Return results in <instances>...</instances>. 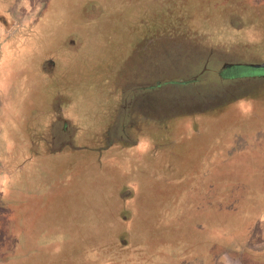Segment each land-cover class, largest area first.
Returning a JSON list of instances; mask_svg holds the SVG:
<instances>
[{
	"label": "rangeland",
	"instance_id": "rangeland-1",
	"mask_svg": "<svg viewBox=\"0 0 264 264\" xmlns=\"http://www.w3.org/2000/svg\"><path fill=\"white\" fill-rule=\"evenodd\" d=\"M240 1L0 0V264H75L88 246L99 260L119 243L184 251L194 242L155 244L190 225L229 153L260 157L218 173L212 199L238 180V202L256 189L228 229L199 224L198 242L264 248V4L241 30Z\"/></svg>",
	"mask_w": 264,
	"mask_h": 264
},
{
	"label": "trees",
	"instance_id": "trees-1",
	"mask_svg": "<svg viewBox=\"0 0 264 264\" xmlns=\"http://www.w3.org/2000/svg\"><path fill=\"white\" fill-rule=\"evenodd\" d=\"M192 15H189V16L191 17ZM190 17H189V19H190ZM210 23L215 24L217 27H221L222 29H224L226 31L228 30L222 21L219 23H214V22H210ZM219 31L220 30L217 29L216 33ZM29 32H31V31H29ZM212 32L213 31H210L209 34H212ZM229 32L230 31L228 30V33ZM213 34H214V32H213ZM31 35L32 34H30V36ZM184 178L187 180L188 178H190V176L187 173H185ZM242 184H243V182L241 180H238V182L235 181V184H233V182L230 183L229 186H232V188L225 187V189H230V191H232L231 194L228 197H226V199L221 198L220 201H216V205L214 206V207L217 206L218 209L221 208V210L222 209L226 210L227 212L230 211L232 214V217H229V215H228L226 218H223L220 221L207 222L204 220L197 219L194 216L195 218L193 219V221L190 222V225H186L183 228L178 229V231L171 232V235L168 236L167 234L162 232L164 234L162 236L163 242L160 244L159 243L155 244V245H157V246H159L161 244L164 245V243H169L171 245H176V244L178 245V243L187 245V244H190L191 242H194V246L189 247L191 250L193 249L191 252L187 251V250H189V248L185 249L184 251L183 250L182 251H176V249H171L168 252L169 253L168 255L170 256V262L173 264H179V262L185 261L184 258L187 259L186 264H202L203 258H205L207 260V264H208L209 258H211L210 262H213V260L215 261L216 259H219V256H222V255H226L228 258L237 260L238 262H240L242 264H248L246 259H250V261L253 262V264H264V254H263V257L260 256L261 255L260 252L261 251L264 252V249L263 250H252L249 247L245 248L244 247L245 245H243V243H240L241 239L244 237L239 236L237 238H231L229 235L225 234V236L222 237L223 243L226 244V247L223 249V252L218 251L217 248L219 247V244H212V243L210 244L209 242L206 241V239H204L208 236L207 233H205L203 235V237H201L202 238L201 242H198V239H199V237L201 235V231H202L201 228H203L199 224H203V225L212 224V225H215V227L217 229H218V226H220L221 228L225 227L224 229H228L230 223L228 225H227V223L230 220H236V219L241 217L240 214L243 213V209L246 208L247 204L250 203V200H248L249 199L248 195L250 193H253V190L256 189V186H253L251 188L249 187L248 191H247L248 192L247 198L242 200V202L241 201L238 202L239 198L237 197V194L235 191L242 189L244 187ZM258 189L260 190V188H258ZM205 191H206L205 195H209V197L205 196V198L210 199L212 191L209 188H208V190H205ZM187 204L189 205L190 202H187ZM188 207L189 206H187L186 209H188ZM190 211L191 210H188L189 214H190ZM174 214L177 215V212H174L173 215ZM182 219H186V218H182ZM199 229H201V230H199ZM129 230L133 231V229H129ZM190 230H192L191 234L187 233ZM178 233L183 234V236L178 235ZM214 233H216L218 235L219 232L215 231ZM223 233H224V231H223ZM143 235L144 234H140V236H143ZM190 235H192V236H190ZM220 235H222V234H220ZM130 236L132 238L134 237L132 233L130 234ZM252 236L250 238H252ZM31 239L32 238H30V240ZM233 239H236V242ZM249 239L246 242H249ZM30 243H31V246H29V247H31V250H32V248L35 247V242L32 239V241H30ZM234 244H235V246H234ZM153 246L154 245H151L150 247H153ZM213 246L216 247L215 251H212ZM92 247H94V246H92ZM115 247H118V248L115 249ZM115 247L113 245H111L108 247V249H107V247L104 248L105 252L103 251V257L100 258L99 259L100 261H99L96 257L97 256L96 254L98 252L96 254H94L91 251L88 254L87 251L91 248L90 246H88L87 249H85V250L83 249L84 252H82V255H81L82 257H79V259L78 260L76 259V261H74V262H75V264H83L85 262L86 263L87 262H94L95 264L96 263L97 264H120L122 260H125V261H122V262H124V264H136V263L137 264H141V263L142 264H153V262H162V258H161L162 251H158L155 248H154V250H152V249L147 250L149 248V247H147V249H146L147 251L145 252V254L143 256H140L139 254L142 253L141 252L142 249L139 247L134 249L133 246H131V244L129 245V244L119 243ZM208 248H210V251ZM231 248H234V251H232ZM26 251H29V249L24 248V250H23L20 248L18 253H20L22 255V254H25ZM35 251L36 250H34V252ZM98 251H100V248ZM142 257H146L147 260H144L143 262L139 261V258H142ZM128 258H130V259H128ZM196 258H198V259H196ZM251 262H250V264H252Z\"/></svg>",
	"mask_w": 264,
	"mask_h": 264
},
{
	"label": "crops",
	"instance_id": "crops-1",
	"mask_svg": "<svg viewBox=\"0 0 264 264\" xmlns=\"http://www.w3.org/2000/svg\"><path fill=\"white\" fill-rule=\"evenodd\" d=\"M243 1L244 2H247L245 4V6H247L248 4L249 5H248V7H247V9L245 11L242 10V14L240 15V16L244 15V18L241 19L242 21L236 23L237 26L241 30L245 27L244 26V23H246V20L248 19V18H245V17H247L246 15L249 13L250 9L251 8H256V7L258 8V7H260V6H262L264 4V0H256L255 7H254L251 4V2H252L251 0H241L240 2L242 3ZM228 3H230V2L228 1ZM260 12L261 11H259L258 13H260ZM263 15H264V13L261 16H263ZM237 16H239V15H237ZM259 20H260V16L257 19L254 20L255 21V24L258 22V25H259L260 24ZM241 24H243V25L241 26ZM224 25L226 26V28L228 30H231V27L229 25H227V24H224ZM251 25L252 24H250V25L247 24V27L248 28L249 27H253ZM237 28H234L233 30H237ZM259 100H262V99H259ZM262 106L263 105H261V107ZM261 107H260V104H258V105H253V107H252L253 109L252 108L250 109L249 107H244V111L242 109L241 110L240 109H237V110H235L236 113L234 114V115H236L235 118H239L241 114H243V116H246V114L251 113L252 111H255L256 109H260ZM231 120L234 121L235 119L231 118ZM233 140L231 139V143H232ZM234 141H236V140H234ZM258 157H260V154L255 153V152H252L251 154L243 153L242 155H237V156H232V154L229 153V158L227 160L222 159L219 164H218V161H215L212 164L215 168L213 169V172L211 173V176H210L211 179L208 182L209 185H206L205 187H201V190H208V188H209L212 191V189L216 188L217 186H215V187L212 186V183H213L212 182V179L215 178L217 180V177H216L217 174L218 173H221L222 171H225V172H228V173L230 172V173H233V174L234 173H238V174H250L251 173V170L248 169V167L246 165H248V164L249 165H257V163H253V161H255V159L258 158ZM212 162H213V159H212ZM238 163H242L243 166L242 167H237V168L231 167V166H238ZM185 173H186V171L182 173L183 178H184V174ZM213 184L217 185V182L216 183H213ZM205 202H206L205 205L201 206V208L199 209V211L196 212V215H195L196 218L197 219H200V220L207 221V222L216 221L215 214H214V212H215V210H214L215 207L214 206L216 205V201L212 200V197H210V199L209 198L208 199H205ZM261 221H264V220L261 219ZM80 227L82 228V232H85V230H83L84 229L83 226L81 225ZM94 231H96V229ZM252 235H255V231H254V233ZM90 236H91V233H90L89 236H87V238L90 237ZM259 245H261V247H264V242H261ZM263 249H258V250H263ZM254 250H257V248H255ZM168 254H164V252L161 253L162 261L167 262V261H165V259H168L169 260L168 262H170V256ZM221 258L222 257H220V264H242V263H240V262H238L237 260H234V259L228 258L226 260V259H221ZM218 260L219 259H216L214 264H217V262H219ZM171 264H173V263H171ZM179 264H181V262H179Z\"/></svg>",
	"mask_w": 264,
	"mask_h": 264
},
{
	"label": "water",
	"instance_id": "water-1",
	"mask_svg": "<svg viewBox=\"0 0 264 264\" xmlns=\"http://www.w3.org/2000/svg\"><path fill=\"white\" fill-rule=\"evenodd\" d=\"M258 67H264V64L263 65H259Z\"/></svg>",
	"mask_w": 264,
	"mask_h": 264
}]
</instances>
